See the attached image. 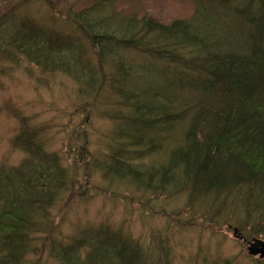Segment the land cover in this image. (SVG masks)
Segmentation results:
<instances>
[{"label":"trees","instance_id":"trees-1","mask_svg":"<svg viewBox=\"0 0 264 264\" xmlns=\"http://www.w3.org/2000/svg\"><path fill=\"white\" fill-rule=\"evenodd\" d=\"M193 2L191 16L165 25L102 16L108 1H99L65 17L83 43L18 16L17 7L0 16L2 60L21 57L63 73L86 99L95 103L107 92L119 108L106 153L89 157L83 145L76 173L46 151L43 127L20 119L13 145L26 157L16 167L0 166V264H38L29 255L40 253V238L60 264H158L138 242L104 225L67 242L51 234L50 211L80 171L85 179L92 170L125 181L134 191L181 194L193 209L237 203L250 229L242 240L264 235V0ZM162 151L160 165L142 166Z\"/></svg>","mask_w":264,"mask_h":264},{"label":"rangeland","instance_id":"rangeland-1","mask_svg":"<svg viewBox=\"0 0 264 264\" xmlns=\"http://www.w3.org/2000/svg\"><path fill=\"white\" fill-rule=\"evenodd\" d=\"M23 1L0 0V16L17 7L14 13L18 16L57 35L73 39L77 35L83 43L77 32L75 34L65 23V17L102 0H48V6L30 0L18 8ZM107 1L102 16L151 17L165 25L188 18L194 10L193 0ZM84 48V57L94 66L90 47L84 43ZM0 57V166L16 167L26 157L13 145L21 118L28 119L30 126L44 128L42 139L46 141V151L56 154L72 173L77 171L74 168L83 145L89 157L100 158L106 153L107 142L118 127L111 119V114L119 111L114 97L109 98L105 92L93 103L92 99L82 96L78 84L63 73L42 71L21 57H15L12 62ZM131 59L143 62L137 56L132 55ZM155 68L161 70V67ZM165 154L162 151L158 156L145 158L142 166L160 165ZM77 176L80 178H76L74 189L63 194L50 211L51 234L57 240L67 242L83 229L104 225L138 242L147 249L148 259L158 264H264V259L248 254L249 241L234 237L236 228L241 229L242 237L250 235L237 203L230 208L224 204H203L193 209L194 205L187 207L186 198L181 194L166 198L163 194L134 191L125 181H106L92 170L86 179L81 171ZM262 230L264 232V228ZM257 238L264 241L263 234ZM43 242L40 238L39 243ZM39 243L36 245L40 253L29 255V262L39 257L38 264H60L50 258L48 248ZM80 255L83 256L84 251Z\"/></svg>","mask_w":264,"mask_h":264},{"label":"water","instance_id":"water-1","mask_svg":"<svg viewBox=\"0 0 264 264\" xmlns=\"http://www.w3.org/2000/svg\"><path fill=\"white\" fill-rule=\"evenodd\" d=\"M235 233V232H234ZM247 252L252 257H258L260 260L264 259V241L260 239H253L247 244Z\"/></svg>","mask_w":264,"mask_h":264},{"label":"flooded vegetation","instance_id":"flooded-vegetation-1","mask_svg":"<svg viewBox=\"0 0 264 264\" xmlns=\"http://www.w3.org/2000/svg\"><path fill=\"white\" fill-rule=\"evenodd\" d=\"M236 239H241V237L238 235V236H235Z\"/></svg>","mask_w":264,"mask_h":264}]
</instances>
